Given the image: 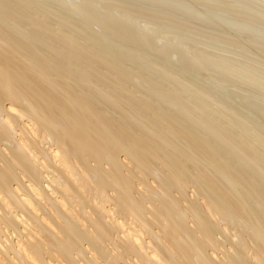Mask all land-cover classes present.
<instances>
[{
  "label": "bare ground",
  "instance_id": "bare-ground-1",
  "mask_svg": "<svg viewBox=\"0 0 264 264\" xmlns=\"http://www.w3.org/2000/svg\"><path fill=\"white\" fill-rule=\"evenodd\" d=\"M0 264H264V2L0 0Z\"/></svg>",
  "mask_w": 264,
  "mask_h": 264
},
{
  "label": "rangeland",
  "instance_id": "rangeland-1",
  "mask_svg": "<svg viewBox=\"0 0 264 264\" xmlns=\"http://www.w3.org/2000/svg\"><path fill=\"white\" fill-rule=\"evenodd\" d=\"M261 1L264 2V0H261ZM244 38H245L244 41L247 42V41H248L247 36H245ZM246 39H247V40H246ZM257 56H258V55H257ZM254 57H255V56H254ZM255 58H256V57H255ZM257 58L260 60V56L257 57ZM259 95H260V94H259ZM223 96H224V98L229 99V101L233 102V104H235V105L237 104V107H239V108H243V109L246 110L247 112H249V110L251 109V108L248 109L247 107H245L244 105H242V104H241L242 102H240L239 99L234 98L235 96H234L232 93H229V92L227 93V92H226V94H224ZM255 100H256V101L258 100L257 102L260 101V99H256V98H255ZM234 102H235V103H234ZM257 102H255V101L253 100V103H257ZM253 103H252V104H253ZM246 111H245V112H246ZM248 114H249V113H248Z\"/></svg>",
  "mask_w": 264,
  "mask_h": 264
}]
</instances>
